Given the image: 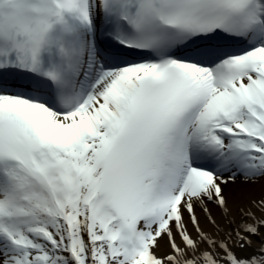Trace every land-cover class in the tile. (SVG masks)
<instances>
[{"label":"snow or ice","instance_id":"6c2138e0","mask_svg":"<svg viewBox=\"0 0 264 264\" xmlns=\"http://www.w3.org/2000/svg\"><path fill=\"white\" fill-rule=\"evenodd\" d=\"M0 264H264V0H0Z\"/></svg>","mask_w":264,"mask_h":264},{"label":"bare ground","instance_id":"6f19581e","mask_svg":"<svg viewBox=\"0 0 264 264\" xmlns=\"http://www.w3.org/2000/svg\"><path fill=\"white\" fill-rule=\"evenodd\" d=\"M261 192L262 189L260 184L249 186L243 184L240 181H237L236 184L225 189V194L229 196L230 203H238L242 199H247L250 197H259ZM213 211L215 212V209H213Z\"/></svg>","mask_w":264,"mask_h":264}]
</instances>
